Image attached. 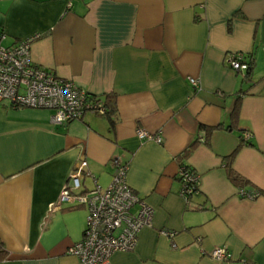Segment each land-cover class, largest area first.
<instances>
[{
	"label": "crops",
	"instance_id": "obj_1",
	"mask_svg": "<svg viewBox=\"0 0 264 264\" xmlns=\"http://www.w3.org/2000/svg\"><path fill=\"white\" fill-rule=\"evenodd\" d=\"M0 27L4 45L40 33L35 64L116 108L112 128L92 112L59 125L50 109L0 105V264H82L68 249L87 209L49 208L80 159L91 188L111 183L115 158L154 216L111 264H264V0H0ZM236 53L251 56L250 78L227 64ZM203 126L215 128L209 143ZM139 128L163 141L140 139ZM183 165L200 178L188 201ZM239 188L263 195L241 198ZM218 246L231 258L210 256Z\"/></svg>",
	"mask_w": 264,
	"mask_h": 264
},
{
	"label": "built area",
	"instance_id": "obj_2",
	"mask_svg": "<svg viewBox=\"0 0 264 264\" xmlns=\"http://www.w3.org/2000/svg\"><path fill=\"white\" fill-rule=\"evenodd\" d=\"M41 37L35 33L12 45H4L6 33L0 27V105L8 102L14 108L30 107L52 110L51 121L65 125L79 120L87 112L107 114L103 100L89 94L72 79L59 77L51 69L39 66L32 60L31 45ZM251 56L242 53L231 54L227 64L235 71L247 73L251 68ZM189 81L199 87V80ZM140 139H154L162 142L161 133L151 134L137 129ZM245 139L251 135L243 134ZM115 172L111 183L103 187L95 184L88 188L85 177L90 176L87 159H80L71 170L56 201L51 203L49 212L64 206H83L87 209V221L81 240L68 249L82 264H111V257L117 251H132L137 246L142 228L153 224L154 210L129 185L127 174L129 163L114 159ZM180 195L187 201L199 192V175L189 166L183 165L178 175ZM241 198L256 199L261 191L239 188ZM173 237L175 232L162 231ZM4 245L0 240V251ZM210 256L224 261L231 253L223 246L215 247Z\"/></svg>",
	"mask_w": 264,
	"mask_h": 264
},
{
	"label": "trees",
	"instance_id": "obj_3",
	"mask_svg": "<svg viewBox=\"0 0 264 264\" xmlns=\"http://www.w3.org/2000/svg\"><path fill=\"white\" fill-rule=\"evenodd\" d=\"M253 68H254V64H253V61H251V68L247 71V73L245 74L246 78H250L251 77V74H252V71H253ZM106 108L108 109V112L107 114H104V115H101V116H104L106 118H108L110 120V123H111V127L113 128L114 127V124H115V117H114V114L116 112V108H115V102L114 100L112 99V97L110 98H106L105 100H103ZM239 110H240V99L237 100L235 106H234V109H233V112H232V115L234 118H237L238 116V113H239ZM203 128L206 129V133H207V136H206V139L205 141L207 143H209V140H210V137H211V134L212 132L215 130V128H212V127H204ZM246 144H249V142L247 141V139H244V137H241V143L238 145V147L236 148V150L229 156V159L232 161V159L235 157V155L237 154V152L240 150V148L243 146V145H246ZM195 147V144L192 145L190 147V150ZM228 175H229V178L236 184L238 185H247L248 184V181L245 180L241 175H239L233 168L232 166L230 165L229 168H228Z\"/></svg>",
	"mask_w": 264,
	"mask_h": 264
}]
</instances>
